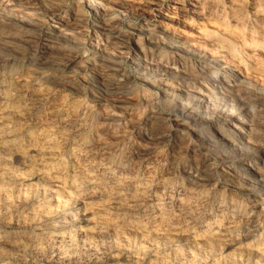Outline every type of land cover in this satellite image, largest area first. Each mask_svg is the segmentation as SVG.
Instances as JSON below:
<instances>
[{"label":"rangeland","instance_id":"1","mask_svg":"<svg viewBox=\"0 0 264 264\" xmlns=\"http://www.w3.org/2000/svg\"><path fill=\"white\" fill-rule=\"evenodd\" d=\"M29 1H14L13 13L72 40L60 42L68 49L52 65L38 67L22 54L8 66L13 51L0 49V109L7 111L0 137L17 140L20 149L0 177V264H262L264 179L244 175L255 161L231 150L230 140L207 145L211 130L172 111L128 58L130 90L101 92L94 75L103 71L98 54L109 50L87 27H64L74 14L93 17L86 0ZM118 12L125 29L138 26L130 1ZM30 92L38 109L18 119L9 108L28 103ZM111 99L128 107L114 115L104 105ZM30 133L36 142L27 140ZM254 144L252 154L264 153V135ZM122 181V190L113 188ZM181 202L194 206L184 212ZM88 226L97 231L80 234ZM68 232L72 242L61 241Z\"/></svg>","mask_w":264,"mask_h":264},{"label":"bare ground","instance_id":"2","mask_svg":"<svg viewBox=\"0 0 264 264\" xmlns=\"http://www.w3.org/2000/svg\"><path fill=\"white\" fill-rule=\"evenodd\" d=\"M14 1L21 4L29 0H0V20L7 24V28L3 24L0 29V49L13 51L5 63L15 66V57L22 54L34 66L52 65L68 49L60 42L72 40L71 36L52 26L50 32L42 31L41 21L22 12L14 14L18 5ZM86 1L93 17L74 14L64 27H87L90 37L109 50L98 54L103 71L94 75V81L99 90L103 93L130 90L132 74L123 66L128 58L148 87L152 86L160 98L174 107L172 111L192 121L194 127L200 124L202 129L206 125L205 131L211 130L207 145L210 141L224 140L229 144L230 140L231 150L236 146L242 158L255 161L252 168L247 167L246 179H264V153H251L256 148L254 138L264 135V0H171L167 5L165 0H128L139 17L138 26L129 29L123 27L118 12L127 0ZM59 12L57 7L51 11ZM69 62L63 63L67 66ZM16 85L15 91H19L20 82ZM2 96L8 97V93L2 92ZM39 102L38 95L30 92L28 103L15 104L9 110L16 118H23L36 112ZM104 105L118 114L128 107L112 99ZM6 112L5 108L0 109V119ZM111 113L103 118L107 120ZM27 136L29 142H36L31 133ZM19 150L17 140L0 137V177L11 171L9 156ZM80 167L92 171L88 165ZM127 176L125 182L131 177ZM99 179H105L103 173ZM125 182L113 188L122 190ZM193 206L181 202L178 208L185 212ZM95 231L96 228L88 226L80 234L86 236ZM73 234L68 232L61 241L72 242ZM49 239L59 242L55 234Z\"/></svg>","mask_w":264,"mask_h":264}]
</instances>
